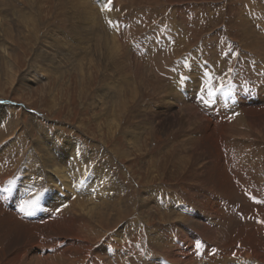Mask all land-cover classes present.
Returning <instances> with one entry per match:
<instances>
[{"label": "rangeland", "instance_id": "rangeland-1", "mask_svg": "<svg viewBox=\"0 0 264 264\" xmlns=\"http://www.w3.org/2000/svg\"><path fill=\"white\" fill-rule=\"evenodd\" d=\"M65 1L0 0L1 20L8 25L7 30L4 25V30L0 29V107L6 112L4 118L0 111V136L5 131L0 137V170L13 166L12 175L0 174V187L18 195L13 199L16 205L35 197L40 215L46 210L62 216L64 205L79 200L73 194L54 199L46 191L50 181L43 166L48 157H38L32 148L38 144V150L50 153L52 148L40 149L43 135L48 134L53 139L45 145L54 144L59 149L56 157L51 153L57 169L63 167L62 157L71 152L66 139L79 141L81 160L84 163L87 159L93 172L83 177L91 179L95 171L105 167L122 183V193L129 202L122 214L107 224L92 223V229L85 226L90 224L86 215L72 216L75 223H68H72L77 238L64 234L41 237L42 249L33 245L31 249L50 254L53 245V257L57 260L61 255L59 261L64 264H264L245 252L233 257L228 246L230 234L235 237L234 232L243 227L250 230L258 226L249 232L253 236L236 232L238 240L248 235L256 243L264 242V121L254 127L252 121L246 122L248 114L264 110V0H110L108 12L100 10L103 5L99 0H91V4L85 3L89 9L80 12L85 20L79 32L70 25V4ZM110 39L118 44L120 63L116 61L112 67L90 61L94 47L103 50L105 41L110 48ZM80 66L85 68L84 76H80ZM118 74H125L126 79H118ZM181 76L189 79L182 82ZM130 77L141 82L133 98L129 97ZM208 78L214 89L224 88L211 103L204 102L208 97L200 91ZM119 82H124L122 96L116 98ZM107 84L110 87L101 95ZM187 89L195 95H185ZM120 97L130 100L124 111L117 109V104L122 107ZM189 106L195 119L185 111ZM201 113L212 120L208 131L202 129L205 120L201 126L196 119ZM196 127L200 128L198 134ZM130 131L139 136L127 143L124 137ZM203 133L214 138L215 150L210 146L205 155L193 153L188 140ZM207 154L227 174L228 190L202 185L200 171H211ZM9 158L17 159V164L8 165ZM64 173L69 175L66 170ZM7 177L11 178L9 184L5 183ZM2 199V208L12 211L8 209L10 199ZM179 200L185 205L184 213H179L195 216L193 223L179 221L171 211ZM216 200L220 203L217 206ZM188 208H192L191 213ZM215 211L222 214L219 220ZM23 218L15 217L17 221ZM223 224L227 225L225 232L220 228ZM195 226L205 231L213 228L226 252L221 256L214 249L213 254L204 255L203 245L211 242L216 246L218 242L206 240L205 235L193 236ZM158 228L166 236L160 237V244L171 249L163 251L158 240H153ZM121 229L122 239L113 237ZM196 242L202 248L195 247ZM16 249L10 256L23 250L17 264H35L25 245ZM183 251L194 261L187 263ZM171 252L180 256L176 263ZM3 262L0 260L6 264Z\"/></svg>", "mask_w": 264, "mask_h": 264}, {"label": "bare ground", "instance_id": "bare-ground-1", "mask_svg": "<svg viewBox=\"0 0 264 264\" xmlns=\"http://www.w3.org/2000/svg\"><path fill=\"white\" fill-rule=\"evenodd\" d=\"M66 1H67V5H68V2L70 4V6H68L69 7V14H72V17L70 18V25H72V29L73 30L76 29V31L79 32V28H82V27L84 28L83 20H85V18H82L81 17L80 12H84L85 9H89V7L87 8V6H86L85 3L91 4V0H66ZM29 5H31V4H29ZM0 6H1V3H0ZM2 17L0 16V29L1 30H4V28H3V25H4L5 28H6V30H7L8 25L6 24V21L3 22L1 20ZM10 24H12V23H10ZM34 26H36V25H34ZM34 29H35V27H34ZM6 30H5V33H7ZM61 38H63V37H61ZM118 39H121V38H118ZM110 41L113 42V45H111L112 47L109 46L110 48H108L105 45V41L102 44L103 50H101V48L94 47V50H93V55L94 56H93V58L92 57L90 58V61L96 60V62H98V63H100V62H102L103 64L109 63L112 67L114 66V63L116 61L119 62L120 60L117 57V53L118 52L116 50V48H118L117 47L118 44L114 40H111L110 39ZM50 43L51 44H55L53 42H50ZM76 45H77V43H76ZM82 55H84V54H82ZM80 57H82V56H80ZM114 67H116V66H114ZM121 72L123 73L124 70L121 69ZM79 73H80V76H84V74H85V68L83 66H80L79 67ZM114 74H116V73H114ZM124 75L125 74H118L116 76H118V79H121V78L126 79V77ZM122 81L125 82L126 80H122ZM127 81H128L129 87L131 88V90H130V96L129 97H132L133 98L136 95H138L137 92L139 91L138 89L140 88L141 82L139 81L137 83V79H135L134 77L133 78H131V77L128 78ZM124 82H119V85H116L118 87V89H116L114 91V97L117 98L119 95H121L122 88H123L122 87L123 86L122 84H124ZM107 87H110V84L105 85L101 89V91H102L101 92V95L106 94L105 91H106V89H108ZM112 93H113V91H112ZM189 94L190 95L191 94L195 95L194 90L187 89V91L185 92V95H189ZM129 97H127V99H123V100L120 97L119 100H118V102L122 105V107L119 104H117V106H119L117 109H119L121 111H124L125 108H126L127 103L130 102V100H128ZM189 98L193 102L196 101L194 99V97H192V96H190ZM114 100H115V98H113L112 101L114 102ZM105 104L107 105V102ZM193 106L196 107V103L195 102L193 103ZM112 107H113V105H112ZM106 108L107 107H105V109ZM190 109H191V106L187 107L185 109V111L187 112L188 117H191L192 118L195 114L193 112H191ZM222 110H223V108H222ZM260 110L257 113L256 112H253V113L248 114V116H247L248 117V120L246 122H248L249 124H251V121H252V123H254L252 125L253 127L256 126L258 123L263 122L264 121V110L263 111H260ZM0 111H2L1 113L3 114L2 116L4 117V114L6 113L5 110L3 111V109L0 107ZM113 111H114V108H113ZM220 113L221 114L219 116H222L223 111L220 112ZM201 114L202 115L200 117H196V119L201 123V126H202V123L205 120V123L203 124L202 129H204L206 131L210 126H212V124H211V121L212 120L209 117L204 116L203 113H201ZM177 119L178 118L176 117L174 120H171V122H174ZM193 119H195V117H193ZM258 120H261V121L255 123ZM6 123H8V121ZM4 126H6V125H2V127H4ZM190 129H192V128L190 127ZM194 129H195V131H197L196 134H198L200 128L199 127H196ZM4 132L5 131L3 130L0 137L3 136ZM135 133L136 132H132V131L127 132L128 136L127 137L126 136L124 137V139L126 140L127 143L130 142L131 140L134 142L138 138L139 135L137 136V134H135ZM209 135H210L209 133H207V134L206 133H203L202 136L196 135L193 139L188 140V141H190L191 151L193 153H195V151L196 152H200L203 155H205V153L208 152V149H210L209 148L210 146H212L213 149L215 150V147L216 146H215V144H214V142L212 140L214 138L211 139ZM42 138H43V142L44 143H43V145H40V149H49V148H52V149H49L48 150V151H50V153H44V152L38 150L36 148V145H38V144H35L34 145L35 148H32V149L33 150L36 149L37 153H39L38 154V157H41V158H43V157L45 158L46 156L48 157V158H45V160H44V166H43L44 168L43 169L47 172V177H48V179L50 181L49 185H47V188H46V191H49L50 192L49 193V197H52L54 199L59 198L60 200H62L63 199L62 194H65V196L68 195V197H69V194H73L79 200L76 201V200L73 199L72 201H69L70 202L69 203V206H67V207H65L63 209L64 211L62 212V216H60V214L59 215L56 214V216H54V214L52 212L46 211V210H43L42 211L43 213H41V215H40V212L39 211L41 210V208H40L39 201L37 200V207H36V209L34 211H32L31 215H25L24 213H21L19 211L20 202L18 203V205H16V204L13 203V199L14 198H18V195L15 197L14 194H8L7 191H4L5 189H7L6 187H4V188H1L0 187V200L3 201L2 197H4L5 200L7 199V201L10 199V201H9L10 203L8 204L9 205L8 206V209H11L12 210V211H8L6 209H3L2 208L3 206L0 203V260L4 261L3 263H6V264H11V262L14 263V264H17V262H19V259L22 257V255L20 253H21V251H23L21 249H23L24 245L28 249H30V251H31L30 254L36 260L35 261V264H64V263H60V261H59V259L62 258L61 255L58 256L57 260H55V257H53L54 254L51 253V252H55L56 251V249L53 250V248H54L53 245H50L49 244L50 246H52V248L49 251L50 254L49 253L48 254H43V251L41 250L43 246L41 244H42V242H44V239H41V237L42 238H46V237H49V236L58 237V236L64 234V236H69L70 235V237H68V238H73V237L77 238V234H75L74 228H73V226H71L72 223H68V222L75 223L74 218H72V216H75V215H86L90 219V224L85 225V226L87 228H89V229H92V223L99 224V222H102L104 224H107L115 215L122 214L125 211V207L127 206L126 204H128V202H129V201H127V198L125 197V195L122 193L125 190V188L123 187L122 183L119 182V180L117 179V177L115 175L111 174L105 167H102V168L98 169L97 171H95V173H94V175L92 176L91 179H88L87 177H83L85 175L91 176L93 172L91 171L92 169L91 168H88V166H87L88 165V160L85 159L84 160V163L81 160V158L83 156H82V154L80 152L83 150V148H80L79 147V145H82L79 141L76 142V141H71V139H69V138L66 139L67 142L70 143L71 152H68L66 156L64 155L62 157V159H63V167H61V169H57V167H56L57 166L56 165L57 164V160H54L53 158L56 157V155H57L56 150L59 151V149H55L54 148V144H52V145H45V143H48V142H50L53 139V138L51 139V137L48 136V134L45 135V137L43 135ZM46 138H47V141H45ZM64 141H65V139H64ZM137 143L138 142L135 143V146H133V148H136L137 147V145H136ZM83 144H85V143H83ZM132 144H130V146ZM192 144H193L194 147H192ZM197 146H199V147L197 148ZM56 148H58V147L56 146ZM51 153H53L54 155L56 154L55 157H53L54 155L51 154ZM5 154H7V152L6 153L4 152V155ZM93 154H95V151H94ZM93 154L90 153V155H89L91 157L90 158L91 160H92ZM208 154H210V153H208ZM208 159H210V162L209 163L211 164L210 165L211 171H202V170L200 171L199 174H200V176L202 178V185L204 186L205 184H207L206 187H209V188L217 185V188L218 189H221L223 192L226 191V190H228L227 183H226L227 174L226 173H223V169L222 168L216 167V164H215L216 161H215V158H213V156L208 155ZM16 160H15V158H11V159L9 158V159H7V162H8L7 164L8 165H12V164L16 165L17 164V161ZM84 164H85V166H84ZM12 167L11 168L10 167L9 168L8 167H3L4 169L1 167L2 169L0 170V174L6 173V175L7 174L12 175V171H13ZM215 167H216V169H214ZM222 167H224V166H222ZM64 170H66L69 173V175H65ZM221 175H223V176H221ZM218 178H220V179H218ZM110 180L114 182V186H113V184H111L109 182ZM10 182H11V178H8L7 177L5 183L6 184H9ZM50 185H52V186L50 187ZM105 187H108V191L109 192L108 191H106V192L104 191V188ZM62 188H65L67 191H65V193H64V191L62 190ZM52 189H56V190H52ZM113 192H114V195H113ZM149 193H151V192H149ZM95 196H98V197L95 198ZM46 197H48V196H46ZM30 198H33V197L30 196L26 200H28ZM11 199H12V202H11ZM144 199H149V197L142 199V203H140L141 206L138 207V209H141L144 206ZM237 202H239V201H237ZM247 203H249V202H247ZM174 204H175V207L171 211L175 215L176 219L178 218L179 221L180 220L181 221L183 220V223H185V224H191V223L194 222V220H197V219H195V216L188 215V213L185 216H183L182 214L179 213V212H183L184 213V210H185V205H184V203L180 202V200L177 201V202H175ZM218 204H220V203H219L218 200H216L215 203H214V205L217 206ZM148 205H150V204H148ZM72 208L75 209V210H73ZM134 209H136V208H134ZM241 210H243V209H241ZM244 210H246V209L244 208ZM188 211L191 213L192 212V208H190V209L188 208ZM231 211H233V210H231ZM248 212H251V211L248 210ZM14 214L16 216H19V217H21V216L24 217L23 218V221H21L22 219L19 220V221H17V219H15L16 216ZM216 214H217L216 215V218H217V220H219L220 219V215H222V214H220L219 212H216ZM45 218H48V219H45ZM236 219H238V218H236ZM106 220H108V221H106ZM47 221H50V222H47ZM246 223H248V222L246 221ZM249 223H250V221H249ZM262 223L264 224V222H262ZM228 224H230V223H228ZM239 225H237V226H239ZM193 227H194V225H193ZM257 227L258 226H255V227L251 228L250 230H249V227H247V228H244L243 227V229H240L238 232L237 231L234 232L235 233V237H232V235L230 234V239L228 237V239H229L228 246L231 248L230 251L232 252L233 257L235 256V254H240L242 252H245V254L247 256H255L256 259H258L261 263L264 262V260H263L264 259V257H263L264 256V253H261V250H264V242H259L258 241L259 243L258 242L256 243L255 240L254 239H250L248 237V235L247 236L244 235L241 239L239 238V240L242 241V242H240L238 240V238H237L238 236L236 234V232L238 234L241 233V235L243 233H248L249 234V232H255L253 230L254 229H257ZM220 228H222L221 229L222 232H225L226 229H227V225L223 224L222 227H220ZM161 231H162V228H158L157 230H155L153 232V240H158L160 248L163 251H166L167 250L166 247L167 248H170V246L169 245L166 246V245L160 244V237L161 236L162 237H166V236H163V232L161 233ZM192 232H194L193 233V236H195L196 238H199L200 236L205 235V239L208 240V241H213V240L214 241H217V242L219 241V237H217L218 238V240H217V238L215 236V233H214L215 231H214L213 228H210L209 231H205V228H201V227L195 226V230H192ZM158 233H159V235H158ZM231 233H232V231H231ZM34 234L38 235V238L35 239V237H33ZM120 235H122V229L116 231L113 234V237L117 238ZM249 235H252V234H249ZM233 236H234V234H233ZM119 238L122 239V236L119 237ZM222 242L223 241H221V243L218 242V244H221L220 247H219L218 244L216 246L212 245L211 242H208L206 245H203V248L204 249H202V250L205 253L204 255H207L208 256V254H213L212 253V250L216 249L218 251V253H220V255L222 256L226 252V250H227V247L224 249L225 243H222ZM232 243L235 244V245H233ZM244 244L247 247L244 246ZM32 245H33V247L34 246H37L38 248H41V249H38V250L36 249L37 251H35V250L33 251L31 249L32 247H30ZM194 245L197 248L198 247H201L202 248V246H200L198 242L194 243ZM18 247H20V250H21L20 253L17 252L15 254L16 256H12V255L10 256L11 251L12 250H15V252H16V250H17L16 248H18ZM249 250L251 252H249ZM171 253L175 257L172 261L174 263H176L175 262V259L177 257L180 258V256L179 255H176L175 252H171ZM182 255H183L182 256L183 259L189 261V262L187 261V263H190V261H194L193 256L190 255L189 253H187V255H186L184 253V251H183L182 252ZM213 256L214 255H212L211 258ZM172 257L173 256L171 255V258ZM261 258H263V259H261ZM28 259H29V257H28Z\"/></svg>", "mask_w": 264, "mask_h": 264}, {"label": "snow or ice", "instance_id": "snow-or-ice-1", "mask_svg": "<svg viewBox=\"0 0 264 264\" xmlns=\"http://www.w3.org/2000/svg\"><path fill=\"white\" fill-rule=\"evenodd\" d=\"M99 2L103 5V7H101V11H111V8L108 7V4L110 3V0H99ZM108 23L111 25L112 21L109 20ZM232 55H237V53H232ZM229 72H232L233 69L229 68L228 69ZM205 77H208L207 73L203 74ZM189 79L188 76H181L180 80L183 81H187ZM201 92H206V95L208 97V99L206 101H204L205 103H211L212 102V98L215 97L217 95V93H222L224 92V88L221 85L218 88H213L210 84V78L205 79L203 87L200 89ZM203 100V97H200ZM0 103H3L2 101H0ZM4 191H9V189H5ZM37 207V199L35 197L30 198L28 200H24L20 203L19 206V211L21 213H24L25 215H31L32 211H34ZM66 207V205L64 206ZM60 209H57V212H59Z\"/></svg>", "mask_w": 264, "mask_h": 264}]
</instances>
